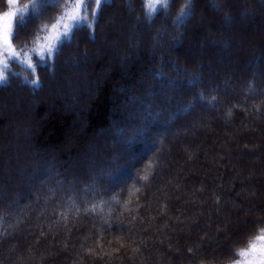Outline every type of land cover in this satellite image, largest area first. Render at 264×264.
Wrapping results in <instances>:
<instances>
[{
    "label": "trees",
    "instance_id": "trees-1",
    "mask_svg": "<svg viewBox=\"0 0 264 264\" xmlns=\"http://www.w3.org/2000/svg\"><path fill=\"white\" fill-rule=\"evenodd\" d=\"M9 10L0 264L241 259L264 235V0Z\"/></svg>",
    "mask_w": 264,
    "mask_h": 264
},
{
    "label": "rangeland",
    "instance_id": "rangeland-1",
    "mask_svg": "<svg viewBox=\"0 0 264 264\" xmlns=\"http://www.w3.org/2000/svg\"><path fill=\"white\" fill-rule=\"evenodd\" d=\"M156 2L158 3V0H156ZM155 4L156 3H154V5ZM9 12L16 13L15 10H9V11L0 13V18L4 17ZM14 18L15 17H13L11 20L12 30H13ZM199 19H200V17H199ZM202 22H203V20H202ZM8 24H9V21H6L4 19H0V32H2L4 30V28H6L8 26ZM54 35H56V34H54ZM58 36L56 35V37L54 38L55 41H57ZM50 47H52V46L48 45V48H50ZM119 56L121 59L125 58V56L122 54H119ZM13 57H14L13 49H8L2 43H0V75H2V71H3V68L5 67L6 63ZM74 64L80 65L79 63L77 64L75 62H74ZM82 64L83 65H89V64H91V60L86 59L85 62H83ZM95 87H96V85L94 87H92L91 90H94ZM225 88H227V87H225ZM60 98L62 100H64L63 96H61ZM21 105H22V102L20 100H17L15 104H9L7 106V109H12L13 106L17 107V106H21ZM75 105H76V103H74L73 105H71V103L67 104V106L69 108L75 107ZM0 117H1V115H0ZM101 138H102V135L99 134L96 136L95 139L101 140ZM262 261H264V235L248 251H246L243 254L241 259H239L238 261H236L232 264H261Z\"/></svg>",
    "mask_w": 264,
    "mask_h": 264
},
{
    "label": "snow or ice",
    "instance_id": "snow-or-ice-1",
    "mask_svg": "<svg viewBox=\"0 0 264 264\" xmlns=\"http://www.w3.org/2000/svg\"><path fill=\"white\" fill-rule=\"evenodd\" d=\"M8 2H9V4H13V3H15V0H8ZM214 3H215V0H214ZM190 4H191V0H185V7H187ZM15 16H16V13L9 12L4 17L0 18V19H4L6 21H9L8 26L6 28H4V30L2 32H0V43H2L8 49H13L12 40H14V39L18 40L19 39V29L24 26L23 21H17V24H16L17 31L12 30L11 20ZM189 16H190V12L186 13L185 9L182 8L180 10L179 15L176 18L175 23L177 25L184 24ZM15 54H16L15 49H13V55L15 56ZM133 142H134V140L129 141V143H133ZM261 264H264V261H262Z\"/></svg>",
    "mask_w": 264,
    "mask_h": 264
}]
</instances>
